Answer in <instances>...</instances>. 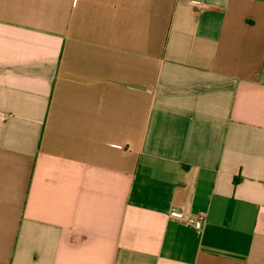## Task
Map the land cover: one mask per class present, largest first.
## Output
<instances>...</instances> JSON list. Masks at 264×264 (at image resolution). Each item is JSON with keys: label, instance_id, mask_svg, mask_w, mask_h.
<instances>
[{"label": "crops", "instance_id": "1", "mask_svg": "<svg viewBox=\"0 0 264 264\" xmlns=\"http://www.w3.org/2000/svg\"><path fill=\"white\" fill-rule=\"evenodd\" d=\"M0 264H264V0H0Z\"/></svg>", "mask_w": 264, "mask_h": 264}, {"label": "built area", "instance_id": "2", "mask_svg": "<svg viewBox=\"0 0 264 264\" xmlns=\"http://www.w3.org/2000/svg\"><path fill=\"white\" fill-rule=\"evenodd\" d=\"M172 215L180 220L186 221L189 225H192L197 230H200L203 227L206 220V215L204 214L185 216L183 213H172Z\"/></svg>", "mask_w": 264, "mask_h": 264}]
</instances>
